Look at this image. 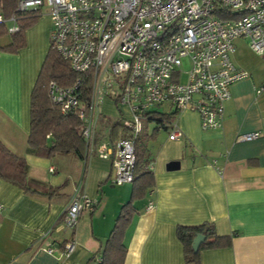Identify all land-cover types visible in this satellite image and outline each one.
Listing matches in <instances>:
<instances>
[{
  "label": "crops",
  "instance_id": "crops-1",
  "mask_svg": "<svg viewBox=\"0 0 264 264\" xmlns=\"http://www.w3.org/2000/svg\"><path fill=\"white\" fill-rule=\"evenodd\" d=\"M50 30L46 10L25 31L22 49L0 52V141L25 159L28 178L44 185L43 192L55 191L25 193L0 179V264H96L131 193L130 183H113L108 158L85 151L83 160L73 154L47 159L26 152L30 96L49 48ZM231 60L247 76L229 87L221 129L203 130L196 113L183 111L172 118L182 139L168 140L166 130V136L155 134L148 142L154 186L135 202L123 239V264H192L184 261L175 231L204 223L218 236H229L230 245L199 249V264H264V91L255 92L264 84V55L255 54L247 40L236 39ZM106 102L115 104L105 99L101 105L99 141L111 125L103 110ZM118 109L127 115L125 108ZM252 132L260 137L237 139ZM170 161H178L179 169L166 170ZM79 182L94 208L81 213L74 229L64 230L55 224ZM70 240L74 249L62 256L58 246ZM49 246L55 251L48 253Z\"/></svg>",
  "mask_w": 264,
  "mask_h": 264
},
{
  "label": "built area",
  "instance_id": "built-area-1",
  "mask_svg": "<svg viewBox=\"0 0 264 264\" xmlns=\"http://www.w3.org/2000/svg\"><path fill=\"white\" fill-rule=\"evenodd\" d=\"M43 6L51 22L50 48L72 71L91 80L86 102L80 98V78L67 87L50 81L49 98L62 114L76 113L86 153L108 158L119 186L133 180L135 140L153 107L167 106L176 114L191 111L201 129H221L229 87L247 76L231 60L234 41L245 39L255 54L264 55V0H19L17 10ZM0 23L7 24L8 34L18 31L13 15L0 14ZM186 63L188 70L182 72ZM263 91L264 84L255 90ZM105 99L127 110L120 123L129 136L113 138L108 131L99 141L96 127ZM182 137L172 122L168 140ZM259 137L252 132L237 139ZM93 208L79 182L60 226L74 229L81 213ZM73 249L70 240L59 252L67 256Z\"/></svg>",
  "mask_w": 264,
  "mask_h": 264
},
{
  "label": "trees",
  "instance_id": "trees-1",
  "mask_svg": "<svg viewBox=\"0 0 264 264\" xmlns=\"http://www.w3.org/2000/svg\"><path fill=\"white\" fill-rule=\"evenodd\" d=\"M18 1L0 0V14L4 18L13 15L18 25L17 32L8 34L7 24L0 23V52L15 54L22 49L25 46V31L40 17V10L19 12L17 10ZM6 37H8V40L4 42L3 40ZM78 78L81 80L80 98L83 102H86L90 94V78L87 74L72 71L69 64L49 46L30 96V129L26 140V152L28 154L47 159L55 155L73 154L81 160L84 159L85 146L77 131L79 121L76 113L73 111L62 114L59 108L51 102L46 89L50 81H54L59 86L67 87ZM175 114L176 112L172 111L158 117L152 110L147 113V120H154L158 127L150 135L141 133L136 137L134 145L135 164L133 180L130 183V197L126 203L121 205L114 225L100 250L96 264L124 263L126 246L123 239L131 216L135 211V202L141 200L146 192L151 191L154 186L151 159L147 147L148 141L153 138L159 128L169 130ZM108 131L113 138L129 136V131L124 129L118 120L111 123ZM27 169L25 159L11 152L0 141L1 180L20 188L25 193L51 195L55 192L53 189L43 192L41 187L44 185L28 178ZM62 218L63 215L55 225L60 224ZM196 235L205 237L199 249L220 248L230 245V237L218 236L210 224L178 226L175 236L182 245L183 258L186 263L199 264V249L194 252L191 246ZM66 243L60 244L58 248L62 250Z\"/></svg>",
  "mask_w": 264,
  "mask_h": 264
},
{
  "label": "rangeland",
  "instance_id": "rangeland-1",
  "mask_svg": "<svg viewBox=\"0 0 264 264\" xmlns=\"http://www.w3.org/2000/svg\"><path fill=\"white\" fill-rule=\"evenodd\" d=\"M46 10H47L46 7L43 6L42 9L40 10V15L45 13ZM7 40H8V37H6L3 41L5 42ZM181 70H182V72H186L188 70L187 63L182 66ZM182 79L183 80L185 79L184 73L182 75ZM46 89H47V86H46ZM103 110L106 113L107 123H112L113 121H115L117 118H119L121 116L120 110L118 109V107L115 104H112V106H111V104L109 105V103L106 102L103 106ZM152 111H154L156 113V116L159 117V116H161V114L168 113V108H167V106H157V107H153ZM100 127L103 128V125ZM156 127H158V124L154 120L144 121L142 133L150 135ZM166 132H167L166 130L159 128L155 134L158 135V137H164V136H166Z\"/></svg>",
  "mask_w": 264,
  "mask_h": 264
},
{
  "label": "water",
  "instance_id": "water-1",
  "mask_svg": "<svg viewBox=\"0 0 264 264\" xmlns=\"http://www.w3.org/2000/svg\"><path fill=\"white\" fill-rule=\"evenodd\" d=\"M166 170L173 171L179 169V162L178 161H170L165 166ZM205 240V237L202 235H196L195 238L192 240V249L194 252H197L199 249L200 244Z\"/></svg>",
  "mask_w": 264,
  "mask_h": 264
}]
</instances>
